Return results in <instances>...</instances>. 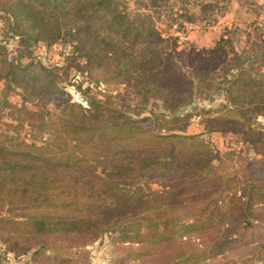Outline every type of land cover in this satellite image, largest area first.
<instances>
[{
  "label": "trees",
  "instance_id": "trees-1",
  "mask_svg": "<svg viewBox=\"0 0 264 264\" xmlns=\"http://www.w3.org/2000/svg\"><path fill=\"white\" fill-rule=\"evenodd\" d=\"M120 2L0 0L17 34L52 43L66 31L90 69L108 70L105 82L136 85L139 95L162 100L169 112L143 116L145 108L130 109L81 84L72 85L84 102L73 101L57 74L42 65L40 73L30 71L31 64L10 58L0 45V123L18 132L5 136L7 145L0 143L3 240L17 253L36 242L34 257L44 258L51 249V264H70L51 238H81L87 245L110 234L125 250L120 263L205 264L264 238V136L252 128L255 110L249 115L235 107L207 120V133L252 132L244 138L263 158L241 161L232 170L227 161L234 153L222 155L203 132H185L199 65L188 76L182 53L175 42L170 48L162 44L153 16L128 13ZM128 38L146 44L139 57L119 50ZM234 66H241L240 56ZM17 88L20 105L9 99ZM25 124L31 142L20 139Z\"/></svg>",
  "mask_w": 264,
  "mask_h": 264
},
{
  "label": "rangeland",
  "instance_id": "rangeland-1",
  "mask_svg": "<svg viewBox=\"0 0 264 264\" xmlns=\"http://www.w3.org/2000/svg\"><path fill=\"white\" fill-rule=\"evenodd\" d=\"M36 7L40 8L39 5ZM120 8L128 13L142 11L151 14L153 23L163 38L162 44L170 48L175 42L177 52L182 53V70L188 76L192 67L199 65L194 80L197 85L195 101L188 107L192 117L185 132L188 134L203 132L204 137L222 155L226 152L234 153L227 161L232 170H238L241 161L262 159L261 151L244 138V135L252 134L251 131L244 135L232 132H206L208 119L222 116L229 109L239 107L244 108L249 115L250 110H255L257 115L252 128L264 136V10L258 2L121 0ZM103 15L105 16L104 13L97 14V18H102ZM17 33L15 20L7 12L0 10V45L7 47L9 57L23 65L31 64L30 71L40 73L41 65L50 69L51 73L58 75L61 85L71 94L73 101L84 102L77 86L72 85L81 84L83 88L89 87L91 92L100 96L103 93L115 96L130 109L138 111L139 108H145L147 112H144L143 116L150 115L148 111L169 114L162 100L139 95L138 86H130L125 81L105 82L109 75L108 70L106 72L104 67L90 69L92 66L89 65L92 64L76 51V42L71 40L66 31L63 30L60 38L52 43L44 39L30 40ZM123 44L119 50L137 57L143 53L146 45L141 39L134 41L131 38L123 40ZM191 52L193 54H190ZM238 56L241 66L235 67ZM2 88L3 83L0 81V90ZM20 91L21 89L17 88L9 97L10 101L17 105L22 103L18 94ZM33 103L27 105L36 109ZM8 133L18 134L12 127L8 129L6 125L0 123V143L5 144L3 139ZM45 136L49 137L48 134ZM20 139L32 141L28 124L20 129ZM38 142H42V139H38ZM153 187L161 188L158 183H154ZM4 228V231H8V225ZM16 231L19 232L20 229L17 228ZM50 241L55 244L54 248L56 246L62 248L61 256L72 259L73 262L70 264H150L143 261L120 263V257L125 250L122 248L123 245L112 242L110 234H105L87 245L81 238L69 236H57ZM52 243L49 245L53 246ZM37 245L35 242L31 250L17 253L9 248L0 232V264H45V261L51 264L52 261L46 258L51 255V249L46 251L44 258V254L33 256ZM79 251L82 256H79ZM205 264H264V238L254 243L240 244Z\"/></svg>",
  "mask_w": 264,
  "mask_h": 264
},
{
  "label": "crops",
  "instance_id": "crops-1",
  "mask_svg": "<svg viewBox=\"0 0 264 264\" xmlns=\"http://www.w3.org/2000/svg\"><path fill=\"white\" fill-rule=\"evenodd\" d=\"M259 4V6H261L264 10V0H256Z\"/></svg>",
  "mask_w": 264,
  "mask_h": 264
}]
</instances>
